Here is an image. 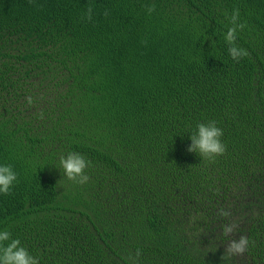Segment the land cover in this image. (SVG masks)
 <instances>
[{"label":"trees","instance_id":"trees-1","mask_svg":"<svg viewBox=\"0 0 264 264\" xmlns=\"http://www.w3.org/2000/svg\"><path fill=\"white\" fill-rule=\"evenodd\" d=\"M209 120L214 160L188 151ZM70 151L84 184L51 165ZM0 161V227L40 264H264V0H0Z\"/></svg>","mask_w":264,"mask_h":264},{"label":"clouds","instance_id":"clouds-1","mask_svg":"<svg viewBox=\"0 0 264 264\" xmlns=\"http://www.w3.org/2000/svg\"><path fill=\"white\" fill-rule=\"evenodd\" d=\"M153 11L154 6L147 7L149 14ZM105 15H107V12H105ZM85 18L88 21L92 20V7L87 8ZM225 18L228 20V25L226 31L222 34V38L227 45L228 55L238 63L248 55L247 50L236 43L238 33L245 29L246 23L241 20L238 8H234L230 16L226 14ZM31 102V99H29L28 103ZM188 132L190 133L189 139L192 142L188 148L189 152H194L205 160H214L225 153L226 146L222 141L223 130L217 126L215 121L198 122L190 127ZM51 165L59 170L62 179L77 184H84L89 179L86 169L91 166V161L79 152L70 151L66 155H60ZM17 183L18 174L13 166L0 161V196L10 194ZM220 214L225 217L229 215L223 209ZM222 231L225 237H230V234L234 231V225L231 223L225 224ZM249 243V239L243 235L238 239H229L226 252L230 255L241 254L248 248ZM136 254L139 256L140 251L137 250ZM0 264H40V261L22 244L19 238L12 236L7 227H0Z\"/></svg>","mask_w":264,"mask_h":264}]
</instances>
